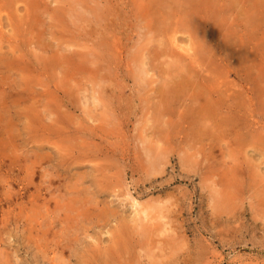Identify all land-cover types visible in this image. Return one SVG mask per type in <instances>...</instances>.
Wrapping results in <instances>:
<instances>
[{
	"label": "rangeland",
	"instance_id": "rangeland-1",
	"mask_svg": "<svg viewBox=\"0 0 264 264\" xmlns=\"http://www.w3.org/2000/svg\"><path fill=\"white\" fill-rule=\"evenodd\" d=\"M49 1L47 3L48 5L42 4V7H39L35 12V20L32 23L34 26H32V24L28 26L29 22H27L26 19L29 18H26L28 16L24 17L25 10L22 6L23 3L20 2L16 5L17 7L19 5L18 10L10 8L13 12L16 11L14 13L17 17L20 16V30H16L15 28L17 35L9 22L12 17L11 19H8L4 16L5 13L12 11L6 10V12H3V24L1 28L4 37L2 40L3 44L1 43V45L4 46H2L4 49L9 50L11 48L8 47H10V43L12 42L19 45L18 48H16L17 46L15 47L16 44L14 45L15 50L18 49V54L14 52L15 50L13 46H11L13 51H8V54L10 53L12 59H20L21 63L23 61L21 56L25 55V59H27L29 63L30 61L32 62V65H30V70L31 68L32 70L24 71L23 69L22 71L20 62L14 63L12 66L10 65V68L14 66L11 69L12 71L8 70L3 64H1L2 67H0L3 69V71L0 72V76L3 75L4 79L10 77L8 83L14 84L20 81L18 82L20 84V86H18L21 88L20 109L23 108L20 110L22 111V114L20 113L21 115H18L19 117L17 116L14 107L11 108L10 113H6V116L9 114L10 117L8 115L7 120L4 122L8 127L7 129H10V131L8 134H0V198H2L0 199V203H2L0 206V214L4 212V210L6 212V210L11 209V211L8 210L9 212L5 214L3 222L0 219V264H87V262L89 264H264V191L262 190V188L264 189V186H261V182H263L264 185V95L262 96V103L260 106L258 105L261 108L260 109L258 106H253L254 104L251 105V101H249V94L251 95V92L247 95L243 93V96L246 97L245 100L247 101L242 100L245 104L241 103L239 106L230 105V102H233L234 96L236 97L238 93L232 92V97L228 100V105L219 109L220 113H222V116L220 114L219 119L226 118L227 120L229 119L228 123H231V128L229 129L230 132H225L226 136L223 131L220 132L216 129L210 131V129L206 128L208 126H203L197 121H194V123L191 121V127L190 123L185 118L178 116V113L175 114V111L173 112V121L175 122L171 123L167 121L171 115H165L162 117V122L159 124V121L154 116L156 111L154 103L159 105V103L156 102L159 101L157 100L158 97L155 95L158 90H152L151 88L152 86L156 87L154 89L158 88V85L162 80V75L157 72L158 69L157 71L149 69L150 74L155 72L150 77L152 80H156H153L152 83L147 87L145 86L144 89L141 88L139 80L132 72L134 59H129L133 56L131 54L133 53L132 50H135L132 43L138 37V35L136 36L138 28H133L135 23L134 18L136 17H132L134 16V13L131 14V12H135L136 9H134L135 7L131 4L126 5L125 2L124 6L121 0H112L110 3L116 6L114 8L119 12H117V15H121L120 17L118 16L117 23H120L119 27L123 36L122 45L124 46V50L120 54L114 53L113 56H107L108 52H106V54L102 53L105 55L103 59L101 58L102 63L105 65L109 64L108 67L111 68L107 69L108 67L106 66V68L100 70V74L103 73L105 80L109 81L107 84L109 85L110 82L112 83L110 84L111 86H107L110 89L106 88L104 90V92H106V97L109 95L112 96H110L111 99L108 100L106 108H108L107 110L116 111H108L109 114L108 112H106V114L101 106L95 104L93 99V93H95L93 91L96 90L95 88L98 87V85L93 87L92 83H94L93 81L96 82L98 75L96 76L91 67L89 69L86 68L85 65L83 67L80 64L81 58H79L78 55L83 49L74 44V40H79V38H81L82 43H87L88 40L89 42L95 41V37H98L96 36L97 32L101 31L100 29L102 28V25L97 24L98 26H93V28H96V33L93 35L92 32H90L93 37L92 39L91 34H85V28L82 30V27H80V31H83L82 33L78 31V25L80 22L84 23L83 25L85 27H90L89 24L87 25L86 21L82 22V20H79L77 25L74 21L71 23V18L64 17V15L58 11L54 12L55 7H60L62 2L59 0H56V2H54L55 0H51L50 4ZM107 6H110L109 3ZM40 9L42 11H40ZM42 12L44 13L42 14ZM61 18L65 23L61 21ZM263 19L264 17L262 18L261 24L258 26V30L256 32H250L251 34L249 33L247 36L250 38L248 46H256L251 47L249 50L253 53L251 59L247 63V65H251L250 68H252L249 70V79L253 80L254 77L256 78L259 75L262 80L260 85L262 86L264 84ZM52 21H54L56 25ZM38 25L39 27H37ZM59 28H61V30ZM25 34L29 37L27 35L25 36ZM100 34L101 32L98 33V35ZM151 35L153 34L151 33ZM88 36L91 39H88ZM177 36L179 37L178 43L188 47L189 38L187 34L179 32L177 33ZM152 38L156 39L154 35ZM31 39L35 42H32ZM44 39L47 43L49 42V44L46 43L47 46L44 43L46 42ZM143 39L145 40L144 42H146L145 44L147 48L158 46L157 43L159 42L156 43V41H158L157 39H151L150 45H148L149 40L145 38ZM152 41L154 42L152 43ZM53 43H55V45ZM69 43H73V47H77L78 50L77 48L74 49L72 45H68ZM7 44L10 45L8 46ZM59 44L61 46L63 45L64 49L63 46L61 47ZM6 45L8 47H6ZM67 46L70 49L67 48ZM56 47L61 53L56 50ZM49 48L52 49L50 50ZM29 49L30 51H34L33 53H35V57L32 52L28 51ZM22 50L24 51L23 53L21 52ZM52 50L58 52L55 53V55L63 54V52L67 53L66 66L63 65L65 61L63 62L61 60L60 63L56 62ZM51 51L53 56L50 55ZM40 52H44L46 56H44V53ZM14 53L16 55H14ZM209 54H212L213 56L211 58L212 62H215L216 59L220 61L219 55H214V51L209 52ZM18 55H20V57ZM36 55H38L41 60L37 61L38 58H36ZM42 56L46 60H44ZM47 57L52 59L50 67L48 62H44L48 61ZM109 57L111 58L110 61ZM166 57L168 56L162 55L160 60H165ZM76 59L78 60V63ZM41 62L43 63L42 66ZM55 63L59 65H56ZM72 64L77 68H73L74 72ZM53 66L57 68V70L53 68ZM243 68H245V65H243ZM68 69L70 70L68 71ZM59 70L61 71L59 72ZM63 70L65 72L68 71V73L66 72V74ZM76 70L78 72H76ZM90 70L93 73H91ZM243 70L241 72L246 74V70ZM85 71L90 74L84 73ZM17 74L18 77H16ZM23 74H30V76L25 80ZM61 74H66V76H64L65 78ZM227 75V79L231 81H238L240 80L239 77H241L238 75L236 76L233 71L228 72ZM243 76L246 78L245 75ZM71 77H73V79ZM55 78L57 82L55 81L54 83L53 80H55ZM67 80L69 81L70 87L67 84L68 82H66ZM26 81H29L32 86L31 96L33 97H31L32 99L30 98V101L24 102L23 98H25V96L23 94L22 85H27ZM70 82L73 84H70ZM59 83L61 84L60 86L58 85ZM49 86H51V88H49ZM73 87L76 88L77 91L75 89L71 92ZM235 88L239 89L237 86H235ZM68 89L69 91H67ZM64 90L67 94L64 93ZM14 91L15 89L11 90L10 93ZM107 91H112V94ZM53 92H55L56 95ZM10 93L8 94L9 96L7 95V100L11 103L15 102L16 104L18 96L16 93ZM53 96L57 99H54ZM45 97L47 98L45 99ZM36 99L39 100L37 101ZM58 99L61 103H57ZM45 100L53 102L49 101V104L47 105L46 103H48V101L46 102ZM35 101L37 102L34 103ZM74 101H79L78 105ZM39 102L44 104L40 105ZM33 103L36 104V108L40 115L43 114V110L45 113L49 110L50 113H44L45 115L42 116H32V112H30L31 110H29L28 107ZM190 103L192 104V101ZM179 104L180 103L178 102L177 104L172 105L171 109L184 111V109L191 108L190 106L186 108L187 101H182L180 106ZM193 104L196 105V102L194 101ZM197 104L200 105L199 103ZM211 104L213 108L211 110H215V108L218 109L219 105H214L213 103H210L207 108H210ZM25 105L27 106L25 107ZM26 109H28L29 112L28 110L25 111ZM57 109H59L60 113H62L64 109L65 113H69L66 115L65 119L64 112L63 114H59L60 119L62 118V115L64 119L61 120L62 122L60 124L57 122V119H59V111ZM60 109H63V111ZM256 109L260 110L258 111ZM36 116L38 118H36ZM55 116L58 118H54ZM28 117H31L30 119H32V122L29 121L30 119H28ZM39 117H41V119ZM46 121L47 124L45 123ZM55 123H58V127H55ZM53 124L55 126H53ZM47 125L50 127L48 128ZM195 126H203L204 133L201 127V132L198 133L199 131H196L197 129ZM156 127H159V129L166 134L162 137L163 139H166V141L168 140L166 146L168 147L167 151H169V154L166 162L161 167L162 170L160 172L153 171L154 173L151 171V173L149 170L147 171L145 169L142 171L141 163H137V161L140 162L141 156L138 155L142 153V149L141 152L138 151H140V141L144 138L142 135L145 136L146 134L149 138H152L153 141H155L154 139L156 137L160 140V131L157 132L159 129ZM224 127H221V129H224ZM50 129H53V131L51 132ZM156 129L157 133H155ZM225 137L227 138L225 139ZM199 140L202 141V143L199 142ZM200 143L202 146H200ZM191 144L192 148L190 147ZM71 153L74 154L72 155ZM188 153L190 156H188ZM66 154H70L71 156H66ZM193 154H195V157L197 158H195ZM186 156L189 157V160ZM196 160L199 161L196 163ZM92 165L93 169L91 168ZM94 166L96 168H94ZM99 167L109 171V173H106V171H100ZM30 168L33 170H31V172L34 174H31L29 171ZM95 170L99 171V174ZM234 172H238V178H234ZM114 173L118 175L111 176ZM102 174H106V178H104L105 175L103 176ZM145 174L149 176H145ZM252 174H254L253 178ZM232 175L233 177H230ZM96 177H100V179L98 180ZM108 177L110 178L108 179ZM239 178L240 181L238 180ZM260 178L261 180L263 179V181H258ZM48 179L53 180L52 184L54 186L51 184V187L56 188L57 186L59 189L55 190V192L57 191L55 194L62 193V196H64V192H62L64 189L68 190L65 191V193L67 192L68 194H70L69 192L71 191H75L78 192L77 197L81 196L79 197L80 199L83 198V200H87L88 198L91 202L95 198L94 201L91 202L92 207L97 205L96 208H99L100 210V207L103 206L107 208L113 206L118 209L119 213L113 214L107 211L106 214H102L99 213L96 208L92 212L90 211L93 208L91 210L89 209V211H84L86 207L84 205V207H79L78 210L82 209L83 213H81L84 215L86 214V216H80V211L75 209L74 211L80 213L78 216L79 218L77 217L78 214L74 212L76 216L75 214H72V216H75L76 218H73V220L75 219L74 221L70 218L69 222L71 225L68 222H61L60 219L64 214H59L60 210L57 213V210L52 207L54 206V200L50 203V206L54 208H51V211L47 210L48 206L41 207L42 200H44L46 195L48 198L50 197L47 193L48 191H46V189L43 190L41 187H45V183H48ZM95 179L96 181L102 180V182H100L102 183L101 187H96L99 185V182L97 184ZM41 180L43 181V184L41 183ZM44 180L47 182H44ZM238 181L242 183L239 185ZM104 183L105 185L107 184V188ZM25 184H28L29 191L26 192L27 195L24 194L26 196L20 198V189L21 192H24L25 189L23 186ZM70 184H73L75 186L74 188L78 185L77 187L80 188L81 191L84 190V192L82 191L83 194L78 188L70 190L68 187L71 188L73 186ZM109 184L111 186L108 187ZM59 185L63 187L66 185V188L60 187ZM67 185L69 186L67 187ZM235 185L236 188L234 187ZM229 188L230 191H228ZM38 189L40 195L37 192ZM95 189L97 191L100 190L101 193L95 191ZM231 189L234 190L232 191L235 192L236 195L231 193ZM86 190H91L92 195H88L89 192ZM128 190L132 192V195L136 197V200L143 203L150 215L158 213L156 206L159 205V201L161 200V203L165 204V219L167 220L169 229L161 233L157 231V229L153 230V228H156V223L161 222L160 219H155V221L144 217V213H139L140 215L137 214L136 211L138 205L132 204V199L127 197L128 195L126 192ZM259 190L262 191L260 192ZM59 191H61V193H59ZM85 194L86 196L84 199L83 195ZM157 196L160 199L159 201ZM6 197L11 199V203L5 202L4 198ZM31 198H33L36 203H39L34 204V200H31ZM103 198L104 200H102ZM154 198H156L157 201ZM65 199H67V197ZM219 199L221 201L224 199L225 201L223 200V202H219ZM83 200L82 202L84 203L85 201ZM166 200L168 202H166ZM27 201L29 204H26ZM63 201L60 203H63ZM102 201L103 204L101 203ZM92 203L95 204L93 205ZM8 205L10 206L8 207ZM29 206L31 207V210L29 209ZM62 210L61 212H63ZM57 214H59V216ZM123 214L126 217V223L124 222V216L122 217ZM113 215L117 217L118 220L113 217ZM139 216H142V218L140 219ZM137 218H139V221ZM97 219H99V221ZM60 223H63L64 225H61ZM121 223H124V227H122L123 224L121 225ZM42 224L44 229H47L48 231L46 235L42 232ZM142 225L148 229L151 227V230L149 229L151 232L149 234L146 233L145 235V232L142 230ZM27 226L29 227V230ZM30 226H33V228ZM68 227L70 231L68 230ZM125 227L127 229H124ZM64 228H66L68 235ZM28 231H31L30 234ZM121 231L124 232L121 233ZM31 235H33V237H31ZM62 239L64 241V244L62 243L63 247L60 245ZM65 240L70 243H65ZM64 247L65 250H63ZM85 259H87V261Z\"/></svg>",
	"mask_w": 264,
	"mask_h": 264
},
{
	"label": "bare ground",
	"instance_id": "bare-ground-1",
	"mask_svg": "<svg viewBox=\"0 0 264 264\" xmlns=\"http://www.w3.org/2000/svg\"><path fill=\"white\" fill-rule=\"evenodd\" d=\"M49 1V0H48ZM47 0H0V67H2L1 64H3V66H6L8 70H11L12 68H10L12 66V64L14 63H17V62H20V59L18 60H15V59H12L10 57V53L8 54V51L10 52V50L13 51V48H14V45L16 43L12 42L10 44H7L8 46L10 45V47H8L6 45V47L8 48H11L10 50L9 49H4L3 45H1V43L3 42V31H2V18H3V12H6V10L10 11L12 9H16L18 10V7L16 6L18 3H23V8L25 10V14H24V17L26 18H29V19H26L28 23V26H30L33 21L35 20V12L38 10L39 7H42L41 5L42 4H47L48 3ZM51 1V0H50ZM49 1V3H50ZM58 1V0H57ZM60 2H62L60 4V7L58 5V7H55L54 9V12L55 11H58L60 13H62V15H64V17L66 18H71L69 21L72 23L74 21V23H76L77 25V22H79V20H82L83 21H86L87 25L89 24L90 27L87 28V26L85 27L83 24L84 23H79V30L80 31V27H82L81 29L83 30L85 28V34H91L90 32H92V34L94 35L95 32V29L96 28H93V26H96L97 24H101L102 25V28L100 29L101 31V34L98 35V33L100 32H97V35L98 36L97 38L95 37V41H90L88 40L87 43H82V40L81 38H79V40H74V44L76 46H79L81 47L83 50H81V53L78 55L79 58H81L80 60V64L84 67V65L86 66V68H89L91 67V69H93L92 71L96 74V76L98 78H96V82L93 81L94 83L93 84V87H96V85H98V87H96L93 92L94 95H93V99H94V102L96 105L98 106H101V108L103 109V111L106 112H110V111H115V110H107L108 108H106V104H108V100L111 99V95H109L108 97H106V92H104V90L106 88L110 89L109 87L107 86H111L110 84H112L110 82V84L108 85L107 82L109 83V81H106L105 80V77L103 75V73L100 74V70L103 69V68H106V66L108 67V65L102 63V59L105 55H103L102 53H107V56H113L114 53L115 54H120L123 52L124 50V46L122 45V32L120 30V27H119V24L120 23H117L118 21V16L120 17L121 15H117V12L116 11L117 9H115L114 6L112 3V0H59ZM114 1V0H113ZM120 1V0H118ZM56 2V0L54 1ZM59 2V3H60ZM122 4H131L133 7H135L134 9L135 12H131L134 13V16L132 17H136L134 18V25H133V28L135 27V29H137V33H136V36L138 35V37L135 39V41H133V45H134V51L132 50L133 53H131L133 56L132 58H129V59H134V63L132 65V72L134 74V76L139 80V84L141 86V88H145V86L147 87L148 85H150V83H152L153 80H156V79H153L150 77L151 75H153L155 72H152L150 74L149 72V69H153V70H156L158 69L157 72L160 73V75H162V80H161V83L158 85V88L157 89H154L156 87H153L152 86V90H158L156 92V96L158 97L157 100L159 101H156L157 103H159V105H155V117L157 118V120L159 121V124L162 122V117H164L165 115H171L169 116L170 118L167 120L169 122H175L173 121L174 120V115H173V112L175 111V114L178 113L177 115L180 116V117H183L185 118L189 123L190 125L192 124L191 121H197L198 123H201V125L203 126H208L206 127L207 129H210V131H212L213 129H216L218 131H223L224 133H229V129L231 128V123H228V120L226 118H220V114L222 116V113H220V110L222 107L228 105V100L230 99V97H232V92H238L236 97L234 96L233 98V102H230L229 104L230 105H235V106H239L241 103H243L242 100L246 101V97L243 96V93H245V95H247L248 93H252L251 95L249 94V101H251V105L254 104L253 106H260V104L262 103V96L264 95V84L263 86L260 85V82L262 81L260 76L258 75L256 78L254 77L253 80H250L249 79V70L252 69L250 68L251 65H247V63L249 62V60L251 59V56H252V52H250V48L251 47H254L255 45L253 46H248V42L250 41V38L247 37L249 35L250 32H256L258 30V26L261 24L262 22V18L264 17V0H121ZM120 2V3H121ZM130 2V3H129ZM109 3L110 6H107ZM51 4V3H50ZM58 4V2H57ZM124 4V6H125ZM48 5V4H47ZM49 8V6H48ZM54 8V7H53ZM125 8V7H124ZM43 9V8H42ZM47 9V8H46ZM127 9V7H126ZM45 10V8H44ZM12 12H8V13H5L4 16H6V18L8 19H12L9 21L10 24L12 25L13 29L15 30H20V16L17 17L16 14L13 12V10H11ZM40 11H42L40 9ZM133 11V9H132ZM44 12H42L43 14ZM59 13V14H60ZM119 13V12H118ZM7 14H8V17H7ZM53 14V13H52ZM54 15V14H53ZM125 15V14H124ZM42 16V15H41ZM113 16V17H111ZM42 18V17H41ZM40 18V19H41ZM58 18V17H57ZM7 19V20H8ZM14 19V20H13ZM60 19V18H59ZM62 19V18H61ZM37 20V18H36ZM58 20V19H57ZM63 21V19L61 20ZM67 21V20H66ZM131 21V19H130ZM8 22V21H7ZM26 22V21H25ZM54 24L55 22L52 21ZM60 22V21H59ZM64 22V21H63ZM58 23V22H57ZM62 23V22H61ZM65 23V22H64ZM68 23V22H67ZM263 23H264V19H263ZM93 24V25H92ZM52 25V24H51ZM56 25V24H55ZM32 26H34L32 24ZM50 26V25H49ZM54 26V25H53ZM59 26V25H58ZM98 26V25H97ZM39 27V25L37 26ZM41 27V26H40ZM45 27V26H44ZM64 27V26H63ZM76 27V29H77ZM42 28V27H41ZM100 28V26H99ZM33 29V28H32ZM61 30V28H59ZM15 30V34L17 35V31ZM43 30V29H42ZM47 30V29H46ZM139 30V31H138ZM44 31V30H43ZM52 31V29H51ZM57 31V30H56ZM55 31V32H56ZM264 31V29H263ZM262 31V33H263ZM41 32V31H40ZM77 32V31H76ZM81 32V31H80ZM83 32V31H82ZM81 32V33H82ZM186 33L188 38H189V45L188 47H185L183 46V44H179L178 43V36H177V33ZM29 33V32H28ZM53 33V31H52ZM78 33V32H77ZM151 33L156 37V39L159 42L157 43L158 46H155V47H152V48H147L146 46V42H144L145 39L149 40V44L150 45V40L153 39V40H156L155 38H152L153 35H151ZM14 34V35H15ZM33 34V33H32ZM80 34V33H78ZM92 34H91V37H92ZM251 34V33H250ZM15 35V36H16ZM27 34H25L26 36ZM34 35V34H33ZM40 35V34H39ZM44 35V33H43ZM28 36V35H27ZM14 37V36H13ZM29 37V36H28ZM82 37V36H81ZM34 38V37H33ZM32 38V39H33ZM42 38V37H41ZM84 38V37H83ZM15 39V38H14ZM18 39V38H17ZM26 39V38H25ZM31 39V40H32ZM70 39V38H69ZM72 39V38H71ZM88 39H91L89 36H88ZM93 39V37H92ZM143 39V41H142ZM29 40V39H28ZM68 40V39H67ZM15 41V40H14ZM18 41V40H17ZM30 41V40H29ZM44 41H46L44 39ZM43 41V42H44ZM63 41V40H62ZM31 42V41H30ZM29 42V43H30ZM32 42H35L34 40H32ZM65 42V41H64ZM69 42V41H68ZM144 42V43H142ZM154 41H152L153 43ZM9 43V42H8ZM45 44L47 43L44 42ZM52 43V42H51ZM55 43H58V42H55ZM55 43H53L55 45ZM67 43V42H66ZM151 43V44H152ZM3 44V43H2ZM13 44V45H12ZM38 44V43H37ZM49 44V42L47 43ZM46 44V46H47ZM60 44H61V41H60ZM59 44V46H61ZM73 44V43H72ZM72 44H68V45H72ZM125 44V43H124ZM251 44V43H249ZM35 45V44H34ZM67 45V44H66ZM74 45V46H75ZM3 46V47H2ZM13 46V48L11 47ZM17 46V47H16ZM19 45H15L16 48H18ZM38 46V45H37ZM51 47H53L52 45H50ZM63 46V45H62ZM61 46V47H62ZM42 47V46H41ZM40 47V48H41ZM60 47V48H61ZM73 47V45H72ZM133 47V46H132ZM151 47V46H150ZM256 47V46H255ZM39 48V46H38ZM57 48V47H56ZM59 48V49H60ZM67 48H69L67 46ZM74 48V47H73ZM72 48V49H73ZM77 48V47H75ZM74 48V49H75ZM42 49V48H41ZM50 49V48H49ZM52 49V48H51ZM50 49V50H51ZM63 49H64V46H63ZM70 49V48H69ZM129 49V47H128ZM6 50V51H5ZM15 50V48H14ZM26 50V49H25ZM36 50V49H35ZM58 50V48L56 49ZM78 50V48H77ZM130 50V49H129ZM18 49H16L14 52H16V54H18ZM29 52H34V51H30V49L28 50ZM41 51V50H40ZM43 51V49H42ZM45 51V50H44ZM53 51V50H52ZM52 51L51 53L50 52H46V53H50V55H52ZM61 51V50H60ZM65 51L67 52V50L65 49ZM102 51H105V52H102ZM211 51H214V55H219L220 57V61L218 59H216L215 62H212L211 58L213 57L212 54H209V52ZM22 53L24 52L23 50L21 51ZM59 52V50H58ZM57 51H53V54H54V58L56 60L57 63H60L61 60L65 63L63 65L66 64V57H67V53H64L63 51V54H56L55 53H58ZM72 52V51H71ZM77 52V51H75ZM74 52V53H75ZM13 53V52H12ZM40 53H44V52H40ZM61 53V52H59ZM110 53V54H109ZM14 53V55H16ZM73 54V53H72ZM21 55V54H20ZM20 55H18L20 57ZM35 55V53H33V56ZM41 55V54H40ZM43 55V54H42ZM76 55V54H74ZM162 55H167L168 57L165 58V60H160L161 56ZM224 55V56H223ZM44 56L45 53H44ZM71 56V55H70ZM69 56V57H70ZM106 56V57H107ZM23 58V61H22V65L20 64V67H22V71L24 69V71H29L30 70V65H32V62L30 61V63L27 61V59H25V55H22L21 56ZM35 57V56H34ZM43 57V56H42ZM73 57V56H72ZM105 57V58H106ZM36 58H38L37 61L41 60L40 57H38V55H36ZM35 58V59H36ZM44 58V57H43ZM102 58V59H101ZM104 58V59H105ZM110 58V57H109ZM107 58V59H109ZM48 61H44V62H48L49 63V67L51 66L50 63L52 62V59L50 57H47ZM106 59V60H107ZM233 59V60H232ZM29 60V59H28ZM31 60V59H30ZM44 60H46L44 58ZM74 60V59H73ZM111 60V58L109 59V61ZM36 61V60H35ZM43 61V60H42ZM68 61V60H67ZM72 61V60H70ZM77 63H78V60L76 59ZM208 61V62H207ZM75 62V61H73ZM105 62V61H104ZM42 63V62H41ZM72 63V62H71ZM107 63V62H105ZM5 64V65H4ZM39 64V63H37ZM45 64V63H44ZM52 64V63H51ZM56 64V63H55ZM69 64V63H68ZM104 64V65H103ZM112 64V62H111ZM221 64V65H220ZM11 65V66H10ZM34 65V64H33ZM43 65V63L41 64V66ZM47 65V64H45ZM44 65V66H45ZM56 65H59V64H56ZM80 65V66H81ZM243 65H245V68H243ZM17 66V65H16ZM66 66V65H65ZM72 69L75 68L77 69L76 67H74V65L72 64ZM79 66V67H80ZM5 67V68H6ZM19 67V66H18ZM60 67V66H59ZM68 67V66H67ZM219 67H222V68H219ZM239 67V68H237ZM16 68V67H15ZM53 68H55L53 66ZM63 68V67H62ZM85 68V69H86ZM2 68H0V72L3 71V69L1 70ZM47 69V67H46ZM57 70V68H55ZM79 69V68H78ZM82 69V68H81ZM88 69V71H89ZM107 69H111V68H107ZM243 69L246 70V74H243V72H241ZM32 70V68H31ZM30 70V71H31ZM50 70V69H49ZM70 69H68L69 71ZM83 70V69H82ZM12 71V70H11ZM17 71V70H16ZM48 71V69H47ZM61 70H59L60 72ZM64 71V70H63ZM68 71H66L68 73ZM72 71V70H71ZM70 71V72H71ZM91 71V70H90ZM91 71V73H93ZM237 76H241L239 77L240 80H235V81H231V80H228V72H232ZM244 71V70H243ZM8 72V71H7ZM20 72V71H19ZM18 72V74H19ZM46 72V71H45ZM49 72V71H48ZM65 72V71H64ZM65 72V73H66ZM73 72H74V69H73ZM76 72H78L76 70ZM80 72V71H79ZM251 72V71H250ZM4 73V72H3ZM24 73V72H23ZM47 73V72H46ZM58 73V72H57ZM63 73V72H62ZM66 73V74H67ZM84 73H87V74H90L88 72H84ZM241 73V74H240ZM260 73V72H259ZM7 74V73H6ZM18 74L16 77H18ZM66 74H61L63 77L66 76ZM167 74V75H166ZM24 75V78L26 80V78H29L30 74L29 75ZM49 75V74H48ZM51 75V73H50ZM246 76V78H244V76ZM5 76V75H4ZM11 76V75H9ZM46 76V75H45ZM74 76V75H73ZM92 76V74H91ZM255 76V75H254ZM7 77V76H6ZM15 77V78H16ZM60 77V75H59ZM75 78H77L76 76H74ZM54 78V77H53ZM65 78V77H64ZM73 79V77H71ZM74 78V80H75ZM95 78V77H94ZM7 78L4 79L3 75L0 76V134L4 135V134H8V132L10 131V129H7L8 127L6 126L5 124V120H7L8 118V115L6 116V113H10L11 112V108L14 107L16 109V112H17V116L18 115H21L22 111H20V89L19 86L20 84L18 82L16 83H8V79H10V77L6 80ZM19 79V78H18ZM48 79V78H47ZM14 80V78H13ZM20 80V79H19ZM95 80V79H94ZM16 81V79H15ZM54 83L56 81V78L55 80H53ZM60 81V80H59ZM45 82H46V79H45ZM57 82V81H56ZM66 82H68L67 84L69 85V81L67 80ZM77 82V81H76ZM27 85H22L23 88V94L25 96L24 99V102H27V101H30V98L33 97L31 96V90H32V86L30 84L29 81H26ZM61 83V82H60ZM58 84L59 86L61 84ZM63 83V82H62ZM72 82H70L71 84ZM47 84V83H46ZM73 84V83H72ZM107 84V85H106ZM14 85V86H13ZM19 85V86H18ZM65 85V84H64ZM21 86V87H22ZM46 86V85H45ZM58 86V87H59ZM73 86V85H72ZM235 86H237L239 89H236ZM18 87V88H17ZM70 87V85H69ZM68 87V88H69ZM49 88H51V86H49ZM60 88V87H59ZM74 88V87H73ZM71 90V92L73 90H75L76 88H74ZM14 92H11L12 94L16 93V95L18 96V99H17V103L15 104L14 103H11L9 102V100H7L8 98V94L10 93L11 90H14ZM53 89V88H52ZM64 89V87H63ZM112 89V88H111ZM34 91V90H33ZM53 91V90H52ZM69 91V89L67 90ZM77 91V89H76ZM115 91V90H114ZM113 91V92H114ZM48 92V91H47ZM103 92V93H102ZM108 92V91H107ZM10 93V94H11ZM55 93V92H53ZM59 93V92H58ZM63 93V92H62ZM64 93H66V91L64 90ZM76 93V92H75ZM110 94H112V91L111 92H108ZM67 94V93H66ZM74 94V93H73ZM72 94V95H73ZM116 94V92H115ZM236 94V93H235ZM8 95V96H7ZM49 95V94H48ZM54 95V94H53ZM56 95V93H55ZM58 95V94H57ZM69 95V93H68ZM71 95V96H72ZM77 95V93H76ZM116 96V95H115ZM114 96V97H115ZM118 96V95H117ZM27 97V98H26ZM50 97V96H49ZM55 96H53L54 98ZM60 97V96H59ZM74 97V96H73ZM113 97V98H114ZM22 98V97H21ZM47 97H45L46 99ZM70 98V97H69ZM112 98V99H113ZM32 99V98H31ZM51 99V98H49ZM54 99H57V98H54ZM71 99V98H70ZM22 100V99H21ZM37 100V99H36ZM39 100V99H38ZM37 100V101H38ZM52 100V99H51ZM33 101V100H31ZM37 101H35L34 103H36ZM46 101V100H45ZM48 103H46L47 105L49 104V101L50 100H47ZM46 101V102H47ZM55 101V100H54ZM60 100L58 99L57 103L59 102ZM182 101H187V104H186V108L187 107H191L189 109H184V111H177V110H172L171 109V106L172 105H175L177 104L178 102L180 103L179 106L181 105ZM192 101V104L190 103ZM196 102V105L193 104V102ZM50 102H53V101H50ZM72 102V101H71ZM76 102V104L78 105V102L77 101H74ZM189 102V103H188ZM247 102V101H246ZM30 104L28 107L29 110H31L30 112H32V116L34 115H39V116H42V115H45V114H49V110H47L48 112L45 113L44 110L42 111V115L39 114L38 110H37V106L36 104ZM40 105L41 104H44V103H41L39 102ZM61 103V102H59ZM111 103V102H110ZM115 103V102H114ZM197 103H199L200 105H198ZM210 103H213L214 105H219L218 106V109L215 108V110H211L213 109L212 108V104H211V107L207 108V106L210 105ZM54 104V103H53ZM74 104V105H76ZM245 104V103H243ZM28 105V104H27ZM25 105V107L27 106ZM39 105V104H38ZM39 105V106H40ZM46 105V106H47ZM59 105V104H58ZM71 105V104H70ZM110 105V104H109ZM112 105V104H111ZM193 105V106H191ZM44 106V105H43ZM51 106V105H49ZM68 106V105H67ZM258 106V107H259ZM262 106V105H261ZM18 107V108H17ZM214 107V106H213ZM31 108V109H30ZM175 108V107H174ZM260 108V107H259ZM50 109V108H49ZM110 109V108H109ZM176 109V108H175ZM261 109V108H260ZM259 109V110H260ZM28 109H26L25 111H27ZM28 110V112H29ZM59 111V109H57ZM63 111V109H60ZM67 110V109H66ZM188 110V111H187ZM246 110V109H245ZM253 110V109H252ZM258 110V109H256ZM258 110V111H259ZM65 111V109H64ZM63 111V112H64ZM69 111V110H67ZM15 112V113H16ZM27 112V113H28ZM60 113V111L58 112V115L59 114H63ZM108 112V114H109ZM116 112V111H115ZM229 112V111H228ZM237 112V111H236ZM253 112V111H252ZM21 113V114H20ZM24 113V112H23ZM26 113V114H27ZM45 113V114H44ZM57 113V112H56ZM65 113V112H64ZM67 113V114H66ZM65 115H64V119L66 117V115H68L69 113L66 112ZM29 114V113H28ZM107 114V113H106ZM232 114V113H231ZM16 115V114H15ZM24 115V114H23ZM102 115V114H101ZM111 115V114H110ZM224 115V114H223ZM230 115V114H229ZM229 115H228V118H229ZM25 116V115H24ZM31 116V115H30ZM108 116V115H106ZM115 116V114H114ZM227 116V115H226ZM236 116V115H235ZM10 117V115H9ZM19 117V116H18ZM62 118L60 119V115H59V119L55 120L57 122H59V124L62 122L61 120H64L63 119V115L61 116ZM111 117V116H109ZM113 117V116H112ZM232 117V115H231ZM12 118V116H11ZM31 117H28V119H30ZM33 118V117H32ZM36 118H38L36 116ZM41 119V117H39ZM45 118V117H44ZM54 118H58L57 116H55ZM54 118L52 117V119L54 120ZM51 119V121H52ZM47 120V119H46ZM30 122H32V119L29 120ZM34 121V119H33ZM37 121V120H36ZM35 121V122H36ZM42 121V120H41ZM53 121V122H55ZM225 121V122H224ZM231 122V121H230ZM47 124V121L45 122ZM50 123V122H49ZM198 123H195V124H198ZM32 124V123H31ZM35 124V123H34ZM43 124V122H42ZM56 124V123H55ZM58 124V123H57ZM56 124V126L53 124V126L55 127H58V125ZM41 125V124H40ZM50 125V124H49ZM30 126V125H29ZM45 126V125H43ZM52 126V128H53ZM203 126H200L202 129H203ZM226 128H225V127ZM234 126V125H233ZM232 126V127H233ZM47 127L49 128L50 126L47 125ZM62 127V126H61ZM190 127V126H189ZM192 127V125H191ZM196 127V131H199L198 133H200V127L199 126H195ZM199 127V129H198ZM221 127H224V129H221ZM47 128V129H48ZM159 129V127H156ZM58 129V128H57ZM60 129V128H59ZM51 132L53 131V129H50ZM56 130V129H55ZM54 130V132H55ZM206 130V129H205ZM157 129L155 130V133L159 132V136L160 137V140L157 139V137L154 139L155 141H153L152 138H149L146 134L145 136L142 135L144 138L140 141L141 143V146H140V151H137L138 152H141V149H142V153L138 156H141L140 158V162L137 161V163H141L140 165H142L141 169L142 171H144L143 169L145 170H149V172H153V171H157V172H160L162 170V165L166 162L167 158H168V154H169V151H167V144H168V140L166 141V139H163L164 137V131L162 132L160 129L157 131ZM209 131V130H208ZM229 131V132H227ZM206 132V131H205ZM50 133V131H49ZM154 133V134H155ZM197 133V132H196ZM203 133H204V129H203ZM226 133H225V136H226ZM166 135V134H165ZM154 136V135H153ZM156 136V135H155ZM163 136V137H162ZM140 137V136H139ZM158 137V138H159ZM227 137H228V134H227ZM225 137V139L227 138ZM256 138V136H255ZM158 141H157V140ZM211 139V138H210ZM163 140V141H162ZM229 140V139H228ZM257 141V140H256ZM255 141V142H256ZM139 142V141H138ZM199 142L202 143V141L199 140ZM205 142H208V141H205ZM228 142V141H227ZM231 142V141H230ZM200 143V146H202V144ZM204 143V142H203ZM258 143V142H256ZM212 144V143H211ZM228 144V143H227ZM139 145V144H138ZM262 145V144H260ZM199 146V147H200ZM256 146V145H254ZM138 147V146H137ZM190 147L192 148V144L190 145ZM189 147V148H190ZM139 148V147H138ZM198 148V147H197ZM201 148V147H200ZM199 148V149H200ZM59 149V148H58ZM198 149V150H199ZM194 150H195V147H194ZM257 150V148H256ZM62 151V150H61ZM136 151V152H137ZM72 152V151H71ZM94 152V151H93ZM137 152V153H138ZM68 153V152H67ZM70 153V152H69ZM72 154V153H71ZM74 154V153H73ZM72 154V155H73ZM139 154V153H138ZM186 154V153H185ZM197 154V153H196ZM69 156L70 154H66V156ZM134 155V154H133ZM194 157L196 156L195 154H193ZM40 156V155H39ZM65 156V155H63ZM71 156V155H70ZM188 156H190V154L188 153ZM73 157V156H72ZM187 157V156H186ZM197 158V157H195ZM136 159V157H135ZM187 159L189 160V157H187ZM186 159V160H187ZM93 160V159H91ZM90 160V161H91ZM130 161V160H129ZM135 161V160H134ZM199 161V160H198ZM196 160V163L198 162ZM96 163V162H95ZM94 163V164H95ZM100 163V162H99ZM98 164V163H97ZM101 166V165H100ZM138 166V165H137ZM257 166V165H256ZM93 167V165L91 166V168ZM98 167V165H97ZM33 168V167H31ZM29 169V171L31 172L32 169ZM94 168H96L94 166ZM34 169V168H33ZM93 169V168H92ZM100 171H106L104 169H101L99 167ZM99 169H96V170H99ZM107 169V168H106ZM254 169H257V168H254ZM253 169V171H254ZM95 170V171H96ZM139 170V169H138ZM260 170V169H259ZM33 171V170H32ZM123 171V170H122ZM238 171V170H237ZM87 172V171H86ZM98 172L99 174V171H96ZM101 172V173H102ZM109 173V171H106V173ZM140 172V171H139ZM151 172V173H152ZM240 172V171H239ZM36 173V172H35ZM105 173V172H104ZM143 173V172H142ZM147 173V172H146ZM154 173V172H153ZM235 173H236V176H235ZM237 173L238 172H234V178L237 177ZM241 173V172H240ZM31 174H34L33 172H31ZM92 174V172H91ZM95 174V173H93ZM115 174V173H114ZM112 174L111 176H116L118 174ZM233 174V173H232ZM28 175V174H27ZM26 175V176H27ZM89 175V174H88ZM104 176V178H106V174H102ZM108 175V174H107ZM132 175V174H131ZM130 175V177H131ZM134 175V174H133ZM142 175V174H141ZM147 174H145L146 176ZM153 175V174H151ZM239 175V174H238ZM29 176V175H28ZM27 176V177H28ZM45 176V175H44ZM51 176V175H50ZM86 176V174H85ZM109 176V175H108ZM120 176V174H119ZM138 176V175H137ZM149 176V175H147ZM254 174H252V178H253ZM26 177V178H27ZM118 177V176H117ZM121 177V176H120ZM141 177V176H140ZM230 177H233L230 176ZM260 177V175H259ZM33 178V177H32ZM85 178V177H84ZM110 177H108L109 179ZM133 178V177H132ZM139 178V177H138ZM238 178V177H237ZM236 178V179H237ZM24 179V178H22ZM47 179V178H46ZM60 179V178H58ZM94 179V178H93ZM96 179H100L96 177ZM95 179V181H96ZM102 179V178H101ZM242 179V178H241ZM26 180V179H25ZM96 181L97 184L99 182V185H97L96 187L98 186H102V180L101 181ZM107 180V179H106ZM115 180V179H114ZM133 180V179H132ZM141 180V179H140ZM240 181V178L238 179ZM244 180V179H243ZM241 180V181H243ZM256 180V178H255ZM29 181V180H28ZM111 181V180H110ZM142 181V180H141ZM230 181V180H229ZM238 181V182H239ZM258 181H263V179L261 180H258ZM23 182V181H22ZM44 182H47L44 180ZM94 182V181H93ZM107 182V181H106ZM113 182V181H112ZM132 182V181H131ZM134 182V181H133ZM144 182V181H143ZM231 182V181H230ZM236 182V181H235ZM41 183L43 184V181L41 180ZM53 183V180L52 179H48V183L46 184L45 183V187L44 186H41L42 189H46V191H48L47 193L49 194V198L48 196L46 195L45 199L44 196V200H42V204H41V207L43 206H48L47 207V210H50L52 207H54L58 213V211L60 212L59 214L63 213L62 217H61V222H68L70 225L71 223L69 222L70 221V218L71 220H73V218L77 215V217L80 215V213L82 211V209L78 210V208L80 207H84V205L86 206L84 211L88 210L89 209L92 210L90 212H92L97 205H95V207H92L91 206V202L94 201V199L92 200L91 198V202L90 200H87L85 199V195L84 196V199H80L78 196V192H75V191H71L69 192L70 194H67L65 193V191H68L67 189H64L62 192H64V196H62L63 194L61 193V191H59V193L61 194H55V190H59L58 187L56 186V188L54 187H51V184ZM66 183V182H65ZM64 183V184H65ZM109 183V181H108ZM240 183L242 182H239L238 184L240 185ZM259 183V182H258ZM29 184V183H28ZM28 184H25L23 186V188L25 189L24 192H21V189H20V198H23L24 196H26V192L29 191L28 189ZM74 184V183H73ZM72 184V185H73ZM138 184V182H137ZM147 184V183H146ZM234 184V183H233ZM256 184V183H255ZM262 184V185H261ZM261 186H264L263 185V182H261ZM37 185V184H36ZM61 185V184H60ZM59 185V186H60ZM71 185V184H70ZM71 185V186H72ZM88 185V184H87ZM105 185V183H104ZM107 185V184H106ZM105 185V186H106ZM112 185V183H111ZM110 184L108 185L111 186ZM151 185V184H149ZM155 185V184H154ZM52 186H54L52 184ZM69 185H67L68 187ZM78 186V185H77ZM76 186V188H78ZM90 186L92 187V185L90 184ZM135 186V185H134ZM138 186V185H137ZM145 186V185H144ZM60 187H63V186H60ZM75 186L73 185L71 188L68 187L70 190L74 188ZM86 187V186H85ZM83 187V188H85ZM95 187V186H94ZM113 187V185H112ZM146 187V186H145ZM144 187V189H145ZM236 188V185L234 186ZM39 188V187H38ZM63 188H66V185L65 187ZM74 188V189H76ZM99 188V187H98ZM107 188V186H106ZM111 188V187H110ZM143 188V186H142ZM156 188V187H155ZM231 188V187H230ZM230 188L228 191H230ZM238 188V187H237ZM80 190V192H84V190L81 191L80 188H78ZM101 189V188H100ZM154 190V189H153ZM233 189H231V193H233V195L235 194V192L232 191ZM262 190L264 191V189L262 188ZM262 190H259L260 192ZM37 191V190H36ZM77 191V190H76ZM87 191V190H86ZM95 191H97L95 189ZM147 191V189H146ZM40 195V192H39V189L37 191ZM82 192V194H83ZM89 192L88 195H92V191L89 190L87 191ZM97 192H100L97 191ZM259 192V193H260ZM46 193V192H45ZM101 193V192H100ZM108 193V192H107ZM152 193V192H150ZM228 193V192H227ZM26 194V195H24ZM32 194V193H31ZM30 194V195H31ZM66 194V195H65ZM93 194L95 195V193L93 192ZM126 194L128 195L127 197H129L130 199H132V204L134 205H138V209L136 211L137 214L141 213L143 214L144 213V217L146 218H150L151 220H155V219H160L161 222L159 223H156V228H153L154 229H157V231H159L160 233L161 232H164L166 230L169 229V226L167 224V220L165 219V215H166V209H164V206L165 204H162L161 203V200L159 199L158 197V201H159V205L156 206L157 208V211L158 213H156L155 215H150L147 211V208L143 205V203L139 200H136L133 195H132V192L131 191H127ZM18 195V194H17ZM236 195V194H235ZM261 195V194H260ZM38 196V194H37ZM67 199H65L66 197ZM82 196V197H83ZM65 197V198H64ZM96 197V195H95ZM98 197V196H97ZM161 197V196H160ZM62 198V199H60ZM2 199V198H0ZM107 199V198H106ZM156 199V198H154ZM5 202L7 203H11V199L9 197H6L4 198ZM29 200V199H28ZM31 200H34L33 198H31ZM54 200L53 204L54 206H50L51 204V201ZM85 201L84 203L82 202ZM104 200V198L102 199ZM220 200V199H219ZM218 200V201H219ZM224 199H222V201L220 200L219 202H223ZM13 201V200H12ZM61 201H63V203H60ZM110 201V200H109ZM157 201V199H156ZM225 201V200H224ZM100 202V201H99ZM166 202H168L166 200ZM23 203V202H22ZM36 203V201L34 200V204ZM39 203V202H37ZM36 203V204H37ZM103 204V201L101 202ZM110 203V202H109ZM158 203V202H157ZM2 203H0V206H1ZM13 204V203H12ZM26 204H29L28 201L26 202ZM33 204V202H32ZM93 205L95 203H92ZM39 205V204H38ZM37 205V206H38ZM112 205V204H111ZM114 205V204H113ZM167 205V204H166ZM10 205H8L9 207ZM23 206V205H22ZM50 206V208H49ZM102 206V205H101ZM163 206V207H162ZM117 207V205H116ZM26 208V207H25ZM31 207L29 206V209ZM40 208V207H39ZM52 208V209H54ZM61 208V209H60ZM13 209V208H12ZM23 209V208H22ZM44 209V208H43ZM51 209V210H52ZM63 209V210H62ZM75 209H77L79 212L77 211H74ZM98 209V212L99 213H102V214H106L107 211L113 213V214H116V213H119L118 209L117 208H114L113 206L112 207H100V210L99 208H96ZM9 211H11V209H8ZM4 210V212H2L0 215H1V221L3 222L4 221V217H5V214L8 213L9 211ZM31 210V209H30ZM33 210V208H32ZM36 210V209H35ZM34 210V211H35ZM40 210V209H39ZM50 210V211H51ZM61 210L63 212H61ZM38 211V210H37ZM87 211V212H88ZM14 212V211H13ZM41 212V211H40ZM55 212V210H54ZM53 212V214H54ZM76 214H75V213ZM165 212V213H164ZM11 213V212H10ZM28 213V212H27ZM31 213V212H30ZM39 213V211H38ZM43 213V212H42ZM80 216L83 217L84 214H82ZM29 214V213H28ZM34 214V213H33ZM59 214H57L59 216ZM72 214H75V216H72ZM11 215V214H10ZM31 215V214H30ZM36 215V214H34ZM46 215V214H44ZM43 215V216H44ZM140 215V214H139ZM9 216V215H7ZM49 216V215H48ZM86 216V214L84 215ZM124 216V214L122 215V217ZM143 216V215H142ZM142 216H139V218L141 219ZM24 217V215H23ZM29 217V215H28ZM113 217H115L113 215ZM76 218V217H75ZM79 218V217H78ZM117 219V217H115ZM119 218V217H118ZM125 218V219H124ZM124 219L123 221L126 223V217L124 216ZM136 218V217H135ZM139 218H137V220L139 221ZM26 219V217H25ZM31 219V218H30ZM44 219V218H43ZM47 219V218H46ZM108 219V218H107ZM7 220V219H6ZM58 220H59V217H58ZM75 220V219H74ZM73 220V221H74ZM99 221V219H97ZM118 220V219H117ZM120 220V219H119ZM31 221V220H30ZM106 221V220H105ZM156 221V220H155ZM27 222V221H26ZM122 222V221H121ZM67 223V224H68ZM73 223V222H72ZM97 223V222H96ZM107 223V222H105ZM31 224V223H30ZM33 224V223H32ZM44 224V223H43ZM42 224V232L44 233V235H46L48 233L47 229H44V226ZM61 224V223H60ZM63 224V223H62ZM61 224V225H62ZM98 224V223H97ZM123 224L122 227H124V223H121V225ZM35 225V224H34ZM46 225V224H44ZM64 225V224H63ZM147 225V224H146ZM48 226L50 227V225L48 224ZM68 226V225H67ZM73 226V225H72ZM116 226V225H115ZM129 226V225H128ZM33 228V226H30ZM36 227V226H35ZM61 227V226H60ZM66 227V225H65ZM76 227V226H75ZM121 227V226H120ZM142 230L145 232V235L146 233L149 234L151 231V227L148 229L146 228L145 226L142 225ZM26 228V227H25ZM28 230H29V227L27 226ZM78 228V227H76ZM116 228V227H115ZM124 229H127L126 227ZM66 234H67V230L66 228H64ZM68 230H69V227H68ZM38 231V230H37ZM70 231V230H69ZM68 231V232H69ZM29 234L31 231H28ZM124 232V231H121V233ZM126 232V231H125ZM128 232V231H127ZM38 233V232H37ZM158 233V232H157ZM32 234V233H31ZM65 234V235H66ZM26 235V234H25ZM34 235V234H33ZM33 235H31V237H33ZM43 235V236H44ZM68 235V234H67ZM28 236V235H26ZM30 236V235H29ZM77 236V235H76ZM64 237H68V236H64ZM71 238V237H69ZM33 239V238H32ZM64 239V238H63ZM63 239H62V242H61V247H63L62 245L64 244L63 242ZM66 239V238H65ZM27 240V239H26ZM68 240V239H67ZM78 240V239H77ZM66 241V240H65ZM70 241V239H69ZM63 243V244H62ZM67 244H69L70 242H65ZM65 247H67L66 245H64ZM65 247L63 248V250H65ZM69 247V246H68ZM82 256V255H80ZM84 257V256H83ZM80 258V257H79ZM87 261V259H85ZM82 261V260H81ZM83 262V261H82ZM87 264H89L87 262Z\"/></svg>",
	"mask_w": 264,
	"mask_h": 264
}]
</instances>
